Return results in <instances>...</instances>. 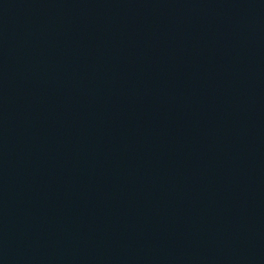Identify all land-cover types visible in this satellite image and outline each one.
<instances>
[{"label":"water","instance_id":"water-1","mask_svg":"<svg viewBox=\"0 0 264 264\" xmlns=\"http://www.w3.org/2000/svg\"><path fill=\"white\" fill-rule=\"evenodd\" d=\"M0 264H264V0H0Z\"/></svg>","mask_w":264,"mask_h":264}]
</instances>
